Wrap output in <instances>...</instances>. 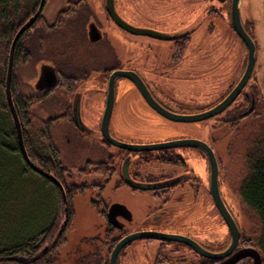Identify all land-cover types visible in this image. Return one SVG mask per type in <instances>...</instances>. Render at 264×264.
Returning a JSON list of instances; mask_svg holds the SVG:
<instances>
[{
  "label": "rangeland",
  "instance_id": "obj_1",
  "mask_svg": "<svg viewBox=\"0 0 264 264\" xmlns=\"http://www.w3.org/2000/svg\"><path fill=\"white\" fill-rule=\"evenodd\" d=\"M232 0H115L116 10L119 15L127 22L137 27L154 29L161 28L160 31L170 32L175 24L185 25L191 33V44L189 45L184 58L193 57L197 60L196 67L190 70H182L181 77H164V83L184 84V87H177L178 92L168 94L170 101L179 103L176 107L180 114H196L203 112L216 105L234 83L243 74L248 57V49L243 40L239 37L230 23L228 16L229 5ZM87 7L93 11L92 15L97 14L99 19L104 22L103 34L104 41L99 44H90L84 37V23L80 19L78 25V35L76 43L78 52L85 58L89 52L93 53L96 48L108 47L109 54L117 51L122 58L123 69L128 68L133 63L139 67L145 66L144 57L160 51L163 47L150 49L148 44L161 42L150 39V37L138 34H131L112 21L106 10V0H86ZM68 0H47L43 9V15L49 24L53 23L63 9L66 8ZM211 9V12L209 13ZM241 18L244 26L257 45V60L246 88L257 80V86L264 96V0H241L240 2ZM222 13V14H221ZM164 15L166 19L164 24L155 22L153 19ZM77 19V18H76ZM74 19V20H76ZM134 19V20H133ZM65 26L56 30V34L49 36L47 42L42 44V49L38 56L40 58L29 60H18L16 65V84L21 93L35 92L34 83L38 77L39 59L50 58L53 51L58 49L69 50V43H73L74 28L68 19L65 20ZM182 21V22H181ZM156 25V26H155ZM156 29V28H155ZM58 31V33H57ZM61 31V32H60ZM58 35V36H57ZM107 39V41H106ZM68 42V45L61 46L62 42ZM107 42V44H106ZM109 43V44H108ZM67 45V46H66ZM66 46V48H64ZM56 49V50H55ZM38 53V52H37ZM90 56V54H89ZM110 56V55H109ZM14 67V63H13ZM85 83V87L90 90L85 91V100L89 98L88 107L85 111L90 112L92 120L90 127L100 132L101 120L99 118L104 113L106 106V87L100 92L91 90L95 88V79L90 77ZM164 88H172L168 85ZM174 89V88H173ZM184 89V90H183ZM171 93V92H170ZM242 97L228 107L222 113L201 121H175L163 116H159L144 101V98L138 92L134 82L127 77H119L116 81L115 106L110 121V130L113 136L121 139L134 141H147L157 138H170L175 136H187L203 138L213 146L219 164V174L221 188L227 197V201L234 210L240 225L242 227V239H250L258 236V223L255 216L251 215L239 193L240 183L244 176L245 162L243 160L244 138L250 127L244 120L239 125L222 124V120L228 116V112L234 105L241 102ZM34 110L38 116V106L34 104ZM41 119V117H40ZM62 126V127H61ZM65 126L59 123L53 124L52 134L54 140L61 151L65 164H82L87 152L91 149L90 140L87 136L78 138L76 134L68 129L67 136L64 138L63 131ZM240 128V129H239ZM238 129V130H237ZM100 140L99 133L96 136ZM111 152H115V147H109ZM192 151L193 155H201L199 151ZM190 153V154H191ZM9 161L12 163L11 158ZM8 168V163H6ZM9 167H11L9 165ZM13 170L10 172L12 173ZM73 180L76 184L82 179L78 176L76 166H71ZM14 172H17L16 170ZM23 189L26 190L25 181ZM89 185V184H88ZM90 186V185H89ZM14 189V188H13ZM115 199V190L112 191ZM96 190L91 187L89 191L77 194L73 200L74 218L68 230L67 243L58 254L56 264H106V258L110 264V255L113 247L112 240L115 233L106 231V220L99 215L93 206L92 199H96ZM120 198H125L120 195ZM105 194V200L108 201ZM47 196L39 191L33 197V203L27 204L25 198L16 197L9 199V207L16 208L17 212L25 218L35 217L43 218V212L46 210ZM133 202V201H132ZM98 204L99 201L97 202ZM131 204H134L131 203ZM101 206V205H98ZM142 203L137 201L136 210L140 212ZM215 231L210 241L215 248L227 242V229L218 212H215ZM145 241L137 240L129 245L119 256L120 264H148L150 255L143 249ZM250 245L256 247L252 241ZM112 247V248H111ZM181 257L194 260V254L183 248ZM95 263V264H97ZM250 260L242 261L239 264H249Z\"/></svg>",
  "mask_w": 264,
  "mask_h": 264
},
{
  "label": "flooded vegetation",
  "instance_id": "obj_2",
  "mask_svg": "<svg viewBox=\"0 0 264 264\" xmlns=\"http://www.w3.org/2000/svg\"><path fill=\"white\" fill-rule=\"evenodd\" d=\"M83 3L84 4L75 7V9L67 15L68 22H70L74 30L76 29L72 37L73 43L71 42L68 45L69 50H62L60 46H58V49H55L56 51H53L51 54V59H39L37 62L39 63L38 77L34 83V90L37 96L36 104L39 109L38 111H41L39 114L41 120L49 122L52 125L56 123L64 125L65 128L62 133L64 138L67 136L68 129H70L78 138H81V135L87 136L91 141V149L87 152L84 159L85 161L80 165L72 163V165L68 166L70 170L71 166L77 167L79 174L76 178L79 177V179H82V176L85 177L78 185H90L84 192L89 191L91 187L96 190V199H92L93 206L98 214L105 218L107 224L106 231L108 233H115V245L120 239L131 233L151 231L163 234L188 236L208 251L218 252L225 250L232 241L231 231L228 223L216 205L215 190L211 175V162L208 154L204 150L194 146H173L152 150L133 151L110 143L104 137L101 130L98 132L89 126L92 116L89 110L85 111L89 104V98L87 101L85 100V91L90 90V87H85V83L89 81L88 79H90V77H93L97 83H95V88H91V90L100 92V90L102 91V89H104V86L106 87L107 97L111 75L115 70L123 69V67L122 58L118 55L117 51L109 54L108 47L105 48L100 46L96 48L93 53L89 52L90 56L88 54L85 58L75 51L78 45L76 43L78 35L77 24H79L80 19L82 20L83 17L85 20L81 22L84 23V37L86 42L88 40L90 44L96 45L101 43L102 40L104 41L102 28L104 25L103 20L99 19L97 14H95V17L92 15L93 11L90 10L89 5L87 7L86 0L83 1ZM71 5H67L66 8ZM210 12L211 9L209 13ZM107 13L112 19L108 11ZM58 16L51 24L57 21ZM228 16L230 17L231 23V4L229 5ZM153 20L160 24L166 22L164 15H160ZM112 21L116 23L113 19ZM170 27V32L160 31L159 29L161 28L157 27H155L156 29L154 28V30L176 35L173 38L166 39L146 35L150 37V39L161 42L160 44L150 42V44H148L150 49L159 45V48L163 47V52L160 53L159 51L152 56L147 55L144 57L145 66L143 67H139L136 63H133L125 70L134 71L142 78L151 96L158 104L170 111L179 113L176 108L179 103L171 102V97H168V94L174 96V94L178 92L177 87L183 88L184 84H171V81L169 82L170 84L164 83V77H177L180 79L181 71L196 67L197 60L190 57L187 58L186 63L184 62V58L187 57L185 56L186 51L191 44L192 30L183 24H175ZM55 29L56 28H54V30ZM58 29L59 28H57V30ZM240 78L234 83L225 96L232 90ZM166 85L172 88H164ZM246 86L239 97L241 95L243 96ZM137 89L144 98L145 103L152 108L156 114L166 117L153 108L138 87ZM238 98L233 103H235ZM102 117L103 115L101 116L100 114L99 118L101 121ZM98 133L100 135L99 141L96 139ZM52 136L54 138L53 134ZM114 137L123 142L141 144L160 143L183 138H196L175 136L166 139L157 138L139 142L127 139L123 140L117 136ZM202 140L204 139L202 138ZM204 141L213 148L210 142ZM110 146L115 147V152L109 150ZM187 150L199 151L201 155H193L191 153L192 151H190V154ZM125 166L128 171L127 175H125L124 172ZM219 177L220 174L218 173L220 194L240 230V238L233 252L225 258L216 259L199 253L193 246L184 242L159 238L137 239L145 241L143 249H146V253L150 255L148 264H219L240 249L248 247L256 248L250 245L246 239H242V227L234 210L228 203L227 197L223 193ZM130 182L145 184L149 187L139 188L133 186ZM111 190H115V199L112 197L113 194ZM105 194L109 198L108 201L105 200ZM120 195H124L125 198H120ZM98 201L100 204H97ZM132 201L134 204H131L133 203ZM137 201L142 203L141 210L138 213L136 210ZM114 203L125 205L129 211V213L122 210L121 212L119 210L115 211V224L109 219V210ZM216 211L224 222L228 235L227 242L221 244L218 248H215L214 245L211 244L212 241H210L215 231L214 218ZM124 213H126V215ZM134 241L126 245L119 253V256L125 248ZM183 248L194 254V260H186V257H181L182 253L180 252ZM119 256L117 264H120ZM246 260H250L249 264H253L254 262L253 257H246L236 264Z\"/></svg>",
  "mask_w": 264,
  "mask_h": 264
},
{
  "label": "trees",
  "instance_id": "obj_3",
  "mask_svg": "<svg viewBox=\"0 0 264 264\" xmlns=\"http://www.w3.org/2000/svg\"><path fill=\"white\" fill-rule=\"evenodd\" d=\"M83 1L85 0H68L67 5H72L59 13L54 24H49L42 13L19 39L13 60L12 96L26 150L31 162L62 184L67 196L65 202L61 186L33 169L25 159L20 147L17 124L6 94L13 39L19 29L37 12L41 0H0V264H56L60 250L67 243L68 230L73 222L74 197L89 188V185H78L72 181L74 176L69 173L70 168L65 164L52 136L53 125L42 121L34 110L37 102L35 92L23 94L18 91L16 84L18 60L40 58L38 54L42 44L47 42L50 35L56 34L54 32L57 28L65 26L67 15L75 7L84 4ZM245 28L247 29L246 26ZM247 31L249 32L248 29ZM65 44L68 45V42L61 43L62 48ZM257 83L254 80L244 90L243 96H240L242 101L234 105L221 123L233 126L250 120L245 126L250 129L242 142L245 170L239 193L244 206L257 219L259 227L258 236L247 239V242L253 241L256 244L264 264V96ZM262 86L264 87V80ZM251 107V112L246 114L245 111ZM24 181L26 190L23 189ZM39 191L47 196L46 210L41 216L43 218H25L16 213V208L9 207L11 197L18 200L24 197L29 205ZM111 246H115V238Z\"/></svg>",
  "mask_w": 264,
  "mask_h": 264
},
{
  "label": "water",
  "instance_id": "obj_4",
  "mask_svg": "<svg viewBox=\"0 0 264 264\" xmlns=\"http://www.w3.org/2000/svg\"><path fill=\"white\" fill-rule=\"evenodd\" d=\"M47 0H41L39 8L37 12L28 19V21L19 29L17 34L15 35L12 46L10 49V55H9V64H8V72H7V78H6V94L9 106L11 108V111L13 113L14 119L17 124V130L19 135V142L20 147L22 149L23 155L27 162L30 164V166L35 169L36 171L46 175L47 177L52 178V180L56 183H58L61 186V189L63 191L65 202H67V196L65 194V190L62 186V184L53 176H50L49 174L45 173L42 169H40L37 165H35L33 162H31L28 152L26 150L25 142L23 139V133L21 124L17 115V111L14 105L13 96H12V74H13V63H14V51L16 44L18 43L21 36L37 21L39 16L43 13V9L45 7ZM220 1H226V0H220ZM240 2L241 0H232L231 1V24L234 28V30L237 32L239 37L243 40V42L246 44L248 49V57H247V64L246 68L240 78V80L237 82V84L232 88V90L216 105L212 106L211 108L200 112L196 114H180L173 111H170L164 107H162L160 104H158L153 97L151 96L147 86L145 85L142 78L137 75L134 71L125 70V69H118L115 70V72L111 75L109 80V88H108V96L106 101L105 110L103 113L102 121H101V131L104 135V137L112 144L127 148L129 150L133 151H141V150H152V149H159V148H167V147H173V146H194L198 147L202 150H204L210 159L211 162V175H212V182L213 187L215 190V201L216 205L219 208L221 214L225 218L226 222L228 223V226L231 231L232 241L231 244L222 251L213 252L208 251L205 248H203L201 245H199L195 240L188 236L184 235H176V234H163V233H156L151 231H138L131 233L122 239H120L117 244L114 246V248L111 251L110 255V264H117L118 256L121 250L128 245L130 242L137 240V239H145V238H159L164 240H175L179 242L187 243L195 248L199 253L206 255L208 257L216 258V259H222L226 256L230 255L234 248L237 245V242L240 238V230L239 227L233 218L231 212L227 208L221 194L219 191L218 186V173H219V165L218 160L216 157V154L211 146L207 142H205L202 139L197 138H183V139H176L172 141H166V142H160V143H127L123 142L117 138H115L110 130V121L111 116L114 109L115 104V98H116V80L119 77H127L131 79L139 88L143 96L147 99V101L151 104L153 108H155L157 111H159L164 116L175 120V121H201L205 120L211 117H214L223 111H225L229 106L232 105V103L239 97L245 86L248 84L249 80L251 79L256 60H257V45L252 37V35L247 31L245 28L242 18H241V12H240ZM106 9L109 12L112 19L123 29L134 33V34H144V35H151L159 38H173L176 35H170L168 33H163L154 29L150 28H142L137 27L126 20H124L119 13L116 10L115 6V0H106ZM252 110V107L246 112V114H249ZM125 175L128 174L127 168L125 166L124 168ZM128 177V176H127ZM133 186L139 187V188H148L149 186L145 184H137L134 182H130ZM125 211L129 213L126 206L119 203H114L111 205L109 210V219L111 222L115 224V211ZM126 215V213H124ZM62 232V231H61ZM60 232V233H61ZM246 257H253L254 262L253 264H263V259L261 253L253 247L243 248L238 250L236 253H234L231 257L225 259L219 264H236L238 261H240L243 258Z\"/></svg>",
  "mask_w": 264,
  "mask_h": 264
}]
</instances>
